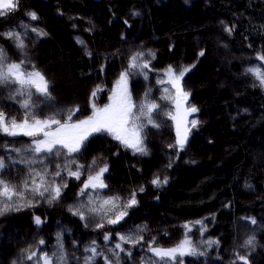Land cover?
Here are the masks:
<instances>
[{
    "label": "trees",
    "instance_id": "1",
    "mask_svg": "<svg viewBox=\"0 0 264 264\" xmlns=\"http://www.w3.org/2000/svg\"><path fill=\"white\" fill-rule=\"evenodd\" d=\"M33 11L37 20L27 15ZM9 30L19 32L25 44L19 49L0 36L9 61L23 60L24 71L38 70L48 81L50 98L33 90L37 118L55 116L65 123L67 110L78 108L71 122L87 119L93 104L109 105L126 71L133 114L145 102L159 107L151 114L158 127L145 117L137 121L145 125L146 154L106 131L90 134L70 155L66 149L59 155L32 153V141L42 134L0 132V157L6 164L0 175L6 182L20 185L33 170L47 169L46 180L67 184L52 203L46 202V193L35 197L31 207L0 214V264H42L45 252L62 253L64 264H86L93 241L102 255L92 264H154L159 258L149 247L172 248L186 236L197 254L178 256L176 264L181 259L183 264H244L238 256L264 264V85L249 71L258 67L264 72V0H19L17 10L0 17V33ZM137 54H142L137 64L147 68H130ZM169 67L177 74L189 69L181 84L190 93L188 106L199 110L198 124L190 125L182 149L172 119L175 103L165 91ZM17 87L0 85V110L20 121L24 97L13 98ZM72 160V171L82 166L79 179L64 170ZM104 166L107 187L98 196L89 189L80 195L88 176ZM57 170L60 176H54ZM157 176L167 183L153 184ZM133 193L138 203L116 224L107 222L115 215L107 211L111 205L98 213L82 208L84 220L69 210L81 204L99 208L104 199L119 197L118 211ZM37 216L43 223H35ZM105 234L111 238L105 240ZM120 235L143 240L122 243ZM249 238H254L252 245H246ZM116 243L124 251H113ZM26 249L36 251L34 260L26 259Z\"/></svg>",
    "mask_w": 264,
    "mask_h": 264
},
{
    "label": "snow or ice",
    "instance_id": "2",
    "mask_svg": "<svg viewBox=\"0 0 264 264\" xmlns=\"http://www.w3.org/2000/svg\"><path fill=\"white\" fill-rule=\"evenodd\" d=\"M18 8L19 0H0V17L6 16ZM27 15L32 20L38 19V16L34 11L27 13ZM227 30L229 32L232 31L230 28ZM32 31L36 32L37 29L32 28ZM39 34L45 35L46 33ZM0 36H5L8 39L13 40L14 46L19 49H23L25 47L24 39L21 37L20 33L16 32L15 30H9L6 33H0ZM141 55L142 54H137V56H133L131 58L130 68L148 67L147 64H137V59ZM201 55H203V53H201ZM260 59L264 60V56H261ZM187 71H189V69L184 68L179 70V73L177 74L175 69L171 67L167 69V74L170 78L169 82L173 84V87L177 88L178 94L182 95L185 100L188 98L190 93L183 92V90L179 87L178 82L182 80L184 74ZM249 71L257 77L261 85H264V72H261L258 67L249 69ZM128 76L129 72L127 71L121 74L116 85L117 91L113 93L112 104L103 108H97L96 105L93 104V115L87 119L80 120L78 123L71 122L72 116L75 115L77 111H79L78 108L67 110V120L65 123H61V121L56 119L55 116H50L46 119H39L33 113V109L36 107L32 100L33 90L39 96L50 98L51 94L49 92L48 81L38 70H33L30 72L24 71L23 60L20 62L9 61L5 50L0 47V85H17L18 87L13 89V98H15V96L24 97L21 102V107L25 110L23 119L20 121H17L13 117L6 116L3 110H0V132L10 136L25 135L29 137H37L41 136L42 134L43 138L32 141L29 149L32 153H49L59 155L62 149H66L67 154L70 155L80 151L83 141L87 139L90 134L106 131L111 133L114 139L120 141L125 147H129L134 149L136 152L146 154L147 150L143 145V138L141 135L145 125L138 124L137 121H139L141 117H145L147 124H153L154 126L158 127V125H156L152 119L151 114L159 106L155 103L145 102L139 106L138 113L133 114L132 110L134 107H136V105L133 104L131 94L127 87ZM161 82L163 83V81ZM97 91H99V89H97ZM165 91H167V89H165ZM92 95L95 96L96 92H93ZM186 111L188 114H191L196 113L199 110L193 105L190 106ZM130 119L132 120V124L129 127ZM172 119H176V117L173 116ZM53 124L57 125L55 130H46L51 129ZM197 124L198 121L196 119L191 121L192 128H195ZM190 130V128L186 127L184 134H181L179 131V124L177 126V144L181 149L184 147V144L187 141V132ZM15 151L20 152L21 149L17 148ZM42 159L43 158H41V160ZM22 162L32 163L34 161ZM74 162V160L69 161L68 164L65 165L64 170L67 172V175L79 179L81 176L79 167L82 166H78L76 171H72L70 164ZM93 163H95V161H93ZM5 167V160L3 157H0V173H3ZM107 170V166H104L100 168L95 173V175L88 176L87 182L84 183L83 188L80 190V195H84L85 191L89 188H106L107 185L103 182L102 177ZM60 174V170H57L54 173V176H60ZM48 175L47 169H45L43 172L33 170L29 173L30 178L25 179L20 185L6 182L3 175H0V214H3L10 209L19 211L22 207H31L32 201L35 197H45L46 193L48 194L46 197L47 203H52L53 200H58L61 195V189L67 187V184H57L55 179L46 180ZM152 183L159 186L161 183H167V179L165 178V180L161 181L157 176L152 180ZM140 191H143V188H141ZM26 194L31 198L26 199ZM119 200V197H113L104 199L101 202V206L99 208L87 207L86 205L81 204L75 208H70L69 210L73 212V215H78L81 220H84L85 211L90 213H98L103 210L104 206L111 205L112 207L107 209V211H113L115 212V215L113 218H109L107 222L110 224H116L127 215L128 208H131L138 203L135 198V193H133L131 198L124 203L123 208L117 211L119 208ZM91 203L92 201L89 200V204ZM82 208L85 209V211H82ZM35 223L39 225L43 223V221L39 216H37L35 218ZM196 223L202 224L203 222L197 221ZM251 223L256 224V220L251 218ZM103 226L104 225L102 223L97 224V227ZM185 227L189 226L185 225ZM57 236L58 247L62 250L63 244L60 242L59 234H57ZM110 238L111 237L109 234H105V240H109ZM119 240L122 243L137 244L143 240V237L120 235ZM253 242L254 238H249L246 241V245H252ZM44 243V240L39 241L40 245H43ZM122 243H116L113 251L116 249L124 251ZM86 251L91 253V255L87 258L86 264H92V260L96 255H102V253H97V248L94 241L93 245L87 248ZM149 251L153 253L154 257L159 258V261L165 262V264H176L178 256L182 258L186 255L197 254V249L192 245V241L187 236L175 247L166 249L161 247H149ZM200 254L202 255L203 253ZM25 255L27 260H34L36 258V251L26 249ZM53 258L56 259L57 264H64V256L62 253L60 255L53 253V256H49L45 252L40 257V260H42V264H52ZM104 259L107 261V257ZM238 259L243 261L244 264H249L247 256H238ZM159 261L154 262V264H159ZM107 264H112V261H107ZM179 264H183L182 259L179 260Z\"/></svg>",
    "mask_w": 264,
    "mask_h": 264
},
{
    "label": "rangeland",
    "instance_id": "3",
    "mask_svg": "<svg viewBox=\"0 0 264 264\" xmlns=\"http://www.w3.org/2000/svg\"><path fill=\"white\" fill-rule=\"evenodd\" d=\"M165 78H166L165 80H166V83H167V91H168L169 95L173 98L174 103H175V117H176V119H174V124H175L176 136H177V126H178V124H179L180 133L184 134L185 128L186 127L190 128L191 121L194 119L195 113L188 114L187 111H186L189 108V106H188L189 96L185 100L182 95L178 94L177 88L173 87V84L171 82H169L170 78H169L167 73H166ZM178 84H179V87L183 90V92H185L183 87H182L181 80L178 82ZM127 87H128V85H127ZM116 91H117V88H116ZM110 104H112V99H111L109 105ZM52 130H55V129H52ZM189 132H187V138L189 136ZM177 139H178V136H177ZM99 190H100L99 188H97V189L89 188V193L91 195H97L98 196L99 195ZM94 199H96V198L94 197L92 200H94Z\"/></svg>",
    "mask_w": 264,
    "mask_h": 264
}]
</instances>
